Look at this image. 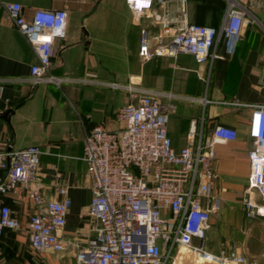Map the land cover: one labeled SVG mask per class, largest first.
<instances>
[{"label":"crops","instance_id":"obj_1","mask_svg":"<svg viewBox=\"0 0 264 264\" xmlns=\"http://www.w3.org/2000/svg\"><path fill=\"white\" fill-rule=\"evenodd\" d=\"M170 1L178 8L179 0ZM187 3L191 23L220 26L225 0ZM23 6L28 19L37 8L69 12L67 35L55 44L51 69L65 81L60 86L31 84L36 54L0 5V115L9 112L7 119L0 118V151L28 146L44 151L39 168L43 196L60 200L57 187L66 185L72 201L66 238L85 242L87 219L82 215L92 201L91 180L82 159L85 133L96 125L121 126L116 112L128 103V92L109 84H133L170 95L162 101L176 106L167 125L176 150L197 144L201 136L210 139L218 125L238 131L234 142L215 147L213 196L222 201V208L213 217L207 248L219 253L226 244L245 255L246 264H264V238L248 234L241 239L239 234L249 222L264 226V218L247 219L243 205L250 174L252 107L264 104V12L253 11L255 20L244 27L240 38L219 43V58L199 64L184 53L144 61L139 55L142 30L155 35L159 28L145 16L137 17L126 0H34L24 1ZM253 197L260 198L256 192ZM4 200L18 218L28 208L21 189ZM224 223L231 235L219 242L216 231ZM23 225L0 237V264H76L74 251H32L26 222Z\"/></svg>","mask_w":264,"mask_h":264},{"label":"built area","instance_id":"obj_2","mask_svg":"<svg viewBox=\"0 0 264 264\" xmlns=\"http://www.w3.org/2000/svg\"><path fill=\"white\" fill-rule=\"evenodd\" d=\"M24 1L34 0L0 1V5L36 54L30 82L60 86L65 80L51 69L55 44L67 35L69 12L37 8L28 19ZM225 1L216 28L191 23L187 0H179L176 9L170 0H126L137 17L145 16L159 28L155 35L142 30L140 57L148 61L184 53L199 64L219 58V43L240 38L244 27L255 20L253 11L264 12V0ZM109 86L127 91L128 103L116 112L119 128L96 125L83 139L82 159L92 192L90 207L82 215L87 219L85 242L65 235L72 206L68 187L58 185L60 200L43 196L39 168L44 151L38 146L0 151V237L22 228L4 200L21 189L32 203L26 229L35 253L72 250L76 264H246L247 257L229 245L224 244L219 253L207 248L211 215L220 207V199L213 196L215 147L234 142L238 131L218 125L210 139L201 136L197 144L176 150L167 129L176 106L162 101L170 95L133 84ZM252 108L244 206L246 217L257 219L264 218V104ZM255 192L260 198L253 197Z\"/></svg>","mask_w":264,"mask_h":264},{"label":"rangeland","instance_id":"obj_3","mask_svg":"<svg viewBox=\"0 0 264 264\" xmlns=\"http://www.w3.org/2000/svg\"><path fill=\"white\" fill-rule=\"evenodd\" d=\"M24 201L26 202L28 208L24 209V211L20 214H18L19 216V220H20V223H21V227L24 226L23 225V221L26 222V225L28 224V220H29V215L30 213L33 212V208H32V203L24 196ZM244 205V204H243ZM31 206V207H29ZM222 206V201L220 200V207L218 210H216V212L212 213L211 215V220H210V227H209V231L212 230V226H213V217L215 215H219L220 213V208ZM248 219V218H247ZM223 227L217 229L216 231V237H218L219 239V242L220 241H228L229 240V237L231 235V229H229V226L227 224H223L222 225ZM240 233V238L241 239H245L246 236L248 234H252L254 237H263L264 238V226L260 223V224H251L250 222L249 223H246L242 226V229L239 231ZM68 252H73L72 250H69Z\"/></svg>","mask_w":264,"mask_h":264},{"label":"water","instance_id":"obj_4","mask_svg":"<svg viewBox=\"0 0 264 264\" xmlns=\"http://www.w3.org/2000/svg\"><path fill=\"white\" fill-rule=\"evenodd\" d=\"M9 112H5L3 115H0V118L7 119Z\"/></svg>","mask_w":264,"mask_h":264}]
</instances>
